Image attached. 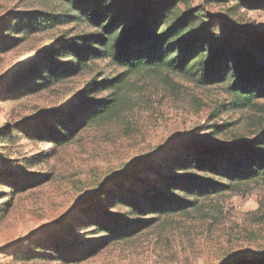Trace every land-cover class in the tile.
<instances>
[{
    "label": "rangeland",
    "instance_id": "1",
    "mask_svg": "<svg viewBox=\"0 0 264 264\" xmlns=\"http://www.w3.org/2000/svg\"><path fill=\"white\" fill-rule=\"evenodd\" d=\"M179 8L191 13L200 9L197 29L208 25L222 40L264 35V9L249 10L233 0H191ZM23 12L54 14L62 21L26 35L19 29L6 33L0 24V160L15 173L14 181L20 178L27 185L16 192L0 183V264L264 262V177L235 183L193 169L177 170L169 176L192 175L228 187L208 196L187 195L192 205L165 215L132 214L119 205L121 196H134L143 189L141 183L155 184L157 178L142 171L132 182L127 174L136 175L133 169L159 160L153 170L166 172L167 160L183 154L178 143L215 156L223 147L264 140V97L241 105L225 81L201 85L164 69L131 72L104 58L86 60L71 76L28 93L43 61H68L57 56L59 41L96 29L73 17L76 13L61 0H0L3 25ZM9 35L12 45L5 43ZM120 73L121 81L112 82L115 87L103 89V79ZM111 97L108 113L85 119L88 104ZM60 120L71 134L54 141ZM115 216L135 224L119 240L104 241L105 233L84 225L92 218ZM66 223L76 230L69 236L81 244H103L88 256L83 251L70 256L77 258L73 261L39 251L35 244L46 232L61 231L59 224Z\"/></svg>",
    "mask_w": 264,
    "mask_h": 264
},
{
    "label": "trees",
    "instance_id": "2",
    "mask_svg": "<svg viewBox=\"0 0 264 264\" xmlns=\"http://www.w3.org/2000/svg\"><path fill=\"white\" fill-rule=\"evenodd\" d=\"M70 5L80 19L96 29V33L76 36L59 41L57 56L67 58L66 63L43 61L42 70L33 83L28 86V93H34L49 87L74 74L86 60L104 58L110 63L127 68L133 72L142 69H164L174 74L192 77L201 85L225 81L239 104L243 105L252 97H264V41L256 36L242 35L243 41L228 38L222 40L210 26L197 29L195 21L197 13L180 11V4L187 5L191 0H61ZM217 3L229 0H211ZM236 5L246 9H264V0H233ZM60 21L54 14L44 12H23L11 16L0 23L4 32L12 33L15 29L24 35L54 27ZM253 35V34H252ZM13 38L7 36L6 44L12 45ZM7 46V45H6ZM51 52L56 54L51 46ZM123 73L112 79L101 81L103 89L115 87L112 82L121 81ZM99 92L101 91L98 90ZM114 98H102L97 104H88L84 110L85 119H99L110 110ZM58 119V118H57ZM58 134L54 141H63L71 134L66 130L67 122H57ZM53 124H56L53 122ZM59 129L67 131L60 132ZM5 131V130H4ZM51 132V131H50ZM4 133V132H2ZM49 133V131L47 132ZM48 135V134H47ZM51 135V134H50ZM53 135V134H52ZM264 140L253 139L247 144H236L221 148V152L213 155L210 151L194 148L191 143L182 145L179 157L167 160L162 173L153 170V164L140 165L133 169L136 175L127 174L133 182L142 171H151L157 178L155 184L141 183L143 189L134 196H121L119 205H126L132 214L155 213L169 214L187 209L194 201L185 199L187 195L208 196L227 188L219 182L210 179H199L192 175L169 176L173 171L189 169L216 175L230 182L242 183L264 177ZM194 148V152H191ZM161 157L165 158L167 152ZM160 158V159H161ZM161 159V160H163ZM4 161L0 160V183L22 191L27 185L15 180V173L7 170ZM17 181V182H16ZM126 192V191H125ZM178 193V194H177ZM183 194V196H179ZM113 202V201H112ZM63 230L49 229L36 246L48 251L54 258L77 260L75 256L83 251V255L97 251L103 244L96 240L83 245L79 239L71 238L76 230L67 229L69 223L59 224ZM85 227H92L97 233H105L104 241L119 240L129 234L135 227L120 216L97 217L84 222ZM32 243V242H31ZM100 245V246H99ZM92 250H88L91 249ZM38 249V248H37ZM88 250V251H87ZM44 254H39L43 256ZM252 264H264L253 262Z\"/></svg>",
    "mask_w": 264,
    "mask_h": 264
}]
</instances>
